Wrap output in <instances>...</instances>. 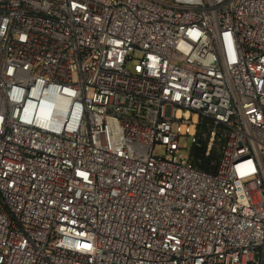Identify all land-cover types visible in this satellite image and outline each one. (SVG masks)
<instances>
[{
  "label": "built area",
  "instance_id": "built-area-1",
  "mask_svg": "<svg viewBox=\"0 0 264 264\" xmlns=\"http://www.w3.org/2000/svg\"><path fill=\"white\" fill-rule=\"evenodd\" d=\"M0 264H264V0H0Z\"/></svg>",
  "mask_w": 264,
  "mask_h": 264
},
{
  "label": "trees",
  "instance_id": "trees-1",
  "mask_svg": "<svg viewBox=\"0 0 264 264\" xmlns=\"http://www.w3.org/2000/svg\"><path fill=\"white\" fill-rule=\"evenodd\" d=\"M206 142H202L200 148H194L192 150V164L202 172L215 173L217 171L220 158L222 144L214 146L210 154H206Z\"/></svg>",
  "mask_w": 264,
  "mask_h": 264
},
{
  "label": "rangeland",
  "instance_id": "rangeland-1",
  "mask_svg": "<svg viewBox=\"0 0 264 264\" xmlns=\"http://www.w3.org/2000/svg\"><path fill=\"white\" fill-rule=\"evenodd\" d=\"M133 59H134L133 61L127 63L126 69L132 74H139L140 68H139L138 60L140 59V57L139 55H135ZM185 149H186L185 155H188L191 150V146L189 144H185Z\"/></svg>",
  "mask_w": 264,
  "mask_h": 264
}]
</instances>
